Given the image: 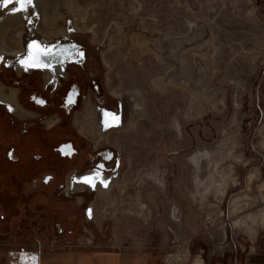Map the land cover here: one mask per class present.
<instances>
[{"label":"rangeland","instance_id":"374dc122","mask_svg":"<svg viewBox=\"0 0 264 264\" xmlns=\"http://www.w3.org/2000/svg\"><path fill=\"white\" fill-rule=\"evenodd\" d=\"M130 1L106 0L113 12L106 11V6H100V11L103 19L115 14L125 25L121 51L114 49L107 57L115 66L113 80H117L119 90H141L145 95L143 107L150 115L145 135L140 131L139 136L128 139L137 148L138 167L150 169L157 179L158 185L146 189L141 197L145 214L129 213L128 205H123L125 201L114 192L97 199L86 211L80 204V193L71 199L64 197L61 179L48 186L43 184L45 169L36 173L26 168L22 177L19 172L7 171V181L1 169L0 264L8 253L11 259L27 264H45L48 260L49 264H86L84 253L46 258L31 252L87 249H119L136 264H195L198 260L202 264H241L246 254L264 250V224L253 235L234 227L251 212L230 214L233 201L239 197L260 198L264 194L260 191L264 184L260 135L264 124V27L254 18L258 15L264 22V0H182L197 4L195 17L205 25L203 39L209 40L211 34L220 42V48L228 50L218 53L211 73L199 61L197 104L203 111L191 120L185 116L189 112V93L171 86L160 94L150 81L173 71L170 64L159 63L152 49H157L168 35L183 33L191 41L193 32L186 33L185 21H195L194 15L178 6L176 0H136L138 11L131 14ZM2 12L4 17L6 12L0 11V16ZM103 19L96 17L92 23H103ZM115 31L110 29L112 34ZM135 35L142 42L154 41L148 45L150 49L135 50L131 44ZM72 40L89 45L90 36L75 33ZM209 51L210 46L205 45L199 52ZM15 120L8 115V128L15 127ZM8 136L9 147L15 146V133ZM233 140L238 141L236 150L243 160L235 164L223 197L206 198L212 207L205 211L188 192L192 185L188 159L199 151H215L221 143L229 146ZM143 151L150 157L145 164L140 161ZM8 153L11 159L20 156L17 149H9ZM26 156L30 164L33 155L30 152ZM208 164L205 160L200 168L205 171ZM255 172L258 177L251 181ZM206 178L207 174L198 176L200 188L207 184ZM148 183L143 179V185ZM96 197L97 193L93 194L92 200ZM256 207L252 214L264 211V200L257 201ZM93 254L95 261L100 259L101 254Z\"/></svg>","mask_w":264,"mask_h":264},{"label":"flooded vegetation","instance_id":"af4514ba","mask_svg":"<svg viewBox=\"0 0 264 264\" xmlns=\"http://www.w3.org/2000/svg\"><path fill=\"white\" fill-rule=\"evenodd\" d=\"M3 14L0 21L7 16ZM37 25L38 20L31 23L29 18L25 19L21 56L28 55L30 43L44 41ZM75 33L89 34V45L72 40ZM50 43L51 53L75 45V56L69 57L70 60L41 64L42 67L34 63L25 67L20 56L4 54L0 59V83L15 91L17 104L25 113L22 117L13 113L0 99V108H3L0 109V170L7 181V171L19 172L18 176L22 177L26 168L36 173L45 169L43 184L48 186L61 179L64 197L71 199L73 194L80 193V204L87 211L99 199L92 200L93 194L98 193V186H112L113 190L119 181L135 179L142 168L137 165V148L128 139L139 136L140 131L149 130V127L138 123L131 135H121L120 131L131 120L127 94L132 91L119 90L117 80H113V70L109 71L103 58L105 47L95 42L90 33L69 29L67 35H58ZM86 110L90 116L85 128H92L90 123L96 122L92 128L95 136L82 133L76 124L77 115ZM8 115L16 119L11 129L8 128ZM13 133L15 146L9 147L8 135ZM9 149L19 150L20 156L11 159ZM30 152L33 161L29 164L26 155ZM142 155L144 158L140 161L145 164L150 157H146L145 151ZM79 184L86 188L76 190Z\"/></svg>","mask_w":264,"mask_h":264},{"label":"bare ground","instance_id":"6f19581e","mask_svg":"<svg viewBox=\"0 0 264 264\" xmlns=\"http://www.w3.org/2000/svg\"><path fill=\"white\" fill-rule=\"evenodd\" d=\"M105 1L106 0H31V3H28L27 0H24L23 4L14 2L13 4H9L8 7H4L3 0V3H0V10L2 8L4 11H7V16L0 21V30L2 32L0 37V59L4 54L17 57L20 56L22 64H24L25 67L26 65L30 67L32 63L38 66L41 64L60 62L65 58L68 59L69 57L73 58L76 53L75 45L61 47L60 49L58 48L59 50L56 49L57 51H52V53L48 50V47H51L52 45L50 41H52L54 37L61 34L67 35L69 29H72L75 31L90 33L95 42L105 47L104 52H102L103 58L105 59L104 61L106 62L109 71L112 72L115 66L112 62L107 60V57L114 49H118V52L121 51L119 45L120 42L124 41L123 36L125 33V25L117 19L115 14H112V17L108 20L103 19L100 6H106ZM136 3L139 4L136 0H131L129 3V12L131 14L138 11L136 9ZM176 4L187 9L194 15V19H196L195 21L188 19L185 21L186 33L189 34L193 32V37L190 41L185 38L187 35L183 33L168 35L166 36V40L160 42V46L157 49H152L155 53V57L159 60V63L170 64L172 68L171 70L174 72H168L161 77L154 78L150 82L160 94L165 93L171 86L178 87L179 89L185 90L189 93L191 98L188 106L189 112L185 113V116L187 119L191 120L194 119L199 112L203 111V108H199V105L197 104L199 82H196L201 79V76L197 74L199 73V61L204 63L209 73H211L217 61L216 58L219 55L218 53H228V50L220 48V42H218L214 36H211V34L209 36V40H207V38L206 40L203 39L205 36V31L203 30L205 25L203 26V24H201L199 17H195L198 13V6L195 1L192 3L188 1L183 2L182 0H176ZM14 8L20 9V11H14ZM105 10L113 12V9L108 6L105 7ZM67 15H69L70 18H66ZM96 17H101L103 19V23H92V21L96 20ZM27 18H29L31 23L38 20L37 29L43 34L44 41H35L30 43L28 47V55L21 56V52L23 50L22 34L25 31V19ZM254 18L261 27H264V22L258 18V15H255ZM68 22H71V24ZM69 24L72 28L69 27ZM112 28L117 30L114 34L110 33V29ZM131 41L134 49H138L140 51L149 50L150 48L148 45L154 42H150L147 39L142 42L136 35L132 37ZM114 43H117V45H114ZM205 45L210 46V51L200 53L199 51H201L202 47ZM188 53H190V55H186ZM210 78L211 77H208L206 79V84H208ZM111 79L112 78L110 76L109 80ZM127 96L128 99H130L131 108L129 107V114L131 120L127 127L120 131L121 135H131L138 123H144L148 127L150 125L149 112L147 111V108L143 107L145 101L144 93L141 90H136L128 93ZM0 99L9 105V108L13 111V113L20 114L21 117L25 116V113H23L24 110L17 104L15 91L5 88L1 83ZM88 110L77 115L75 119L76 124L80 126L82 133L95 136L92 128L97 125L96 122L93 121V123H90L92 128H85L86 125H89L87 122L85 123L90 116ZM260 135L263 139L261 146L264 148V124L261 126ZM230 142L231 144H229V146H227L228 144L226 145V143H221L215 151H199L188 159L192 169V185L188 192L192 200L205 211H209L212 207L211 204L206 203V198H211L213 195H216L215 197L218 200L223 197L225 192L224 188L227 185L226 183L231 181L235 164L243 160V155L236 150L238 141L233 140ZM205 160L209 161V164L206 166L204 171V168H200V166ZM229 162L232 164L225 167L224 165ZM201 169L202 171H200ZM203 174H207V184L205 183L202 185V188H200L198 184V176ZM258 174V172H255L251 181L256 180ZM143 179L149 180V185H143ZM156 184L157 179H155L150 169H140L134 180H121L115 184V188L113 190L112 186L109 188L107 186H98L97 197L101 198L109 196L111 192L117 193L121 200L125 201L122 202V204L128 205L129 213L144 216L146 206L143 205L141 197L146 189L151 188V186ZM217 187H220V190H218ZM85 188L84 184H79L77 185L76 190H84ZM260 191L264 192V184ZM260 199L264 200V194H262L260 198L242 196L233 201L230 214L238 216L246 212H251L250 214L245 215L238 222H235L234 227L236 229H246L250 234H257L259 228L262 224H264V211H261L260 214L256 215L252 214V211L255 209L256 203ZM247 200L250 202H243ZM214 201L215 200H213V202ZM195 264H202V262L198 260Z\"/></svg>","mask_w":264,"mask_h":264},{"label":"crops","instance_id":"0c3cea01","mask_svg":"<svg viewBox=\"0 0 264 264\" xmlns=\"http://www.w3.org/2000/svg\"><path fill=\"white\" fill-rule=\"evenodd\" d=\"M19 252V251H17ZM15 252V253H17ZM21 252H25V250H21ZM31 253H39L41 257L50 258L52 255H59L58 257H61L63 253H84L88 260H86V264H136V261L132 258L127 256L123 251L121 250H68V251H53V252H40V251H33ZM95 253L96 255L101 254L100 259L96 260L94 257H92ZM11 253H8L5 256V259H3V264H27L26 262L18 261V259H11L10 257ZM104 255V256H102ZM114 256H117V259L113 258ZM60 259V258H59ZM50 260L46 261L45 264H49ZM241 264H264V250L261 252H251L246 254Z\"/></svg>","mask_w":264,"mask_h":264},{"label":"snow or ice","instance_id":"6c2138e0","mask_svg":"<svg viewBox=\"0 0 264 264\" xmlns=\"http://www.w3.org/2000/svg\"><path fill=\"white\" fill-rule=\"evenodd\" d=\"M14 2L15 3H21V4H23L24 3V0H4V7H8L9 4H13ZM27 2L28 3H31V0H27ZM14 11H20V9H15L14 8Z\"/></svg>","mask_w":264,"mask_h":264}]
</instances>
